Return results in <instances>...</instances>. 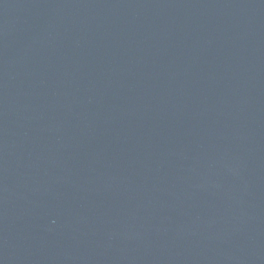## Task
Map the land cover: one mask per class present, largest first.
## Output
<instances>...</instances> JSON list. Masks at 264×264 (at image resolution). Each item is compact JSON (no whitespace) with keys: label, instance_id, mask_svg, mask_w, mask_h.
I'll return each mask as SVG.
<instances>
[{"label":"water","instance_id":"1","mask_svg":"<svg viewBox=\"0 0 264 264\" xmlns=\"http://www.w3.org/2000/svg\"><path fill=\"white\" fill-rule=\"evenodd\" d=\"M0 264H264V0H0Z\"/></svg>","mask_w":264,"mask_h":264}]
</instances>
